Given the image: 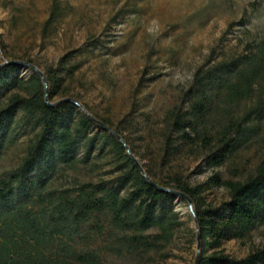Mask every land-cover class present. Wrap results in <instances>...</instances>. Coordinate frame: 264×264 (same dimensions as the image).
I'll list each match as a JSON object with an SVG mask.
<instances>
[{
	"label": "trees",
	"instance_id": "1",
	"mask_svg": "<svg viewBox=\"0 0 264 264\" xmlns=\"http://www.w3.org/2000/svg\"><path fill=\"white\" fill-rule=\"evenodd\" d=\"M75 55L67 53L57 68L44 72L50 103L63 82L60 72L73 75L75 67L68 69V63ZM20 68L25 67L0 66V160L26 138L19 163L0 171V264H100L98 251L89 245L106 233L121 256L160 252L181 225L177 197L162 189L180 191L192 201L198 264H264V247L241 259L221 250L225 242L245 241L264 227V160L241 180L214 174L195 186L177 178L158 184L142 167L150 184L117 138L123 140L120 132L71 102L48 107L41 78L33 70L22 78ZM255 93V104L236 113ZM183 97L182 107L165 117L162 159L200 149L208 169L224 166L260 134L264 41L231 58L211 50ZM107 157L115 166L109 179L80 182L70 176L79 168L96 170ZM58 178H66L67 186L55 188ZM212 188H224L228 199L205 205L203 194Z\"/></svg>",
	"mask_w": 264,
	"mask_h": 264
},
{
	"label": "rangeland",
	"instance_id": "2",
	"mask_svg": "<svg viewBox=\"0 0 264 264\" xmlns=\"http://www.w3.org/2000/svg\"><path fill=\"white\" fill-rule=\"evenodd\" d=\"M262 41L264 0H0V66L28 63L44 74L75 51L68 63L75 71L60 72L63 82L52 103L75 100L87 114L109 123L140 166L162 185L177 178L195 186L214 174L241 180L264 160V119L250 146L220 168L208 169L200 149L162 159L165 117L182 107L194 71L211 50L221 59L231 58L253 52ZM20 70L22 78L32 71ZM257 96L238 104L236 113L253 106ZM25 148L26 138L10 146L0 171L15 167ZM110 162L102 158L96 170L79 168L70 176L80 182L107 180L115 174ZM65 182L58 178L53 186H67ZM203 199L205 205L217 206L228 194L212 188ZM175 207L181 225L160 252L121 256L108 233L89 246L98 251L100 264H194V222L183 199ZM263 247L260 227L245 241L225 242L221 250L241 259Z\"/></svg>",
	"mask_w": 264,
	"mask_h": 264
},
{
	"label": "water",
	"instance_id": "3",
	"mask_svg": "<svg viewBox=\"0 0 264 264\" xmlns=\"http://www.w3.org/2000/svg\"><path fill=\"white\" fill-rule=\"evenodd\" d=\"M16 64V65H21V66H24V67H28L30 68L31 70H33L35 73L38 74V76L41 78V81H42V84L44 86V91H45V104L48 106V107H52L58 103H61V102H65V101H68V102H71L73 104H75L76 106H78L83 112L86 113L85 109L80 105L78 104L75 100H72V99H65V100H61L59 102H56V103H50L49 102V99H48V85H47V82H46V78L44 76V74L39 71L35 66L31 65V64H28V63H20V62H6L4 64ZM87 114V113H86ZM112 132V131H110ZM113 133V132H112ZM117 138H119V140L122 142V144L125 146L126 148V152L127 154L131 157V159L133 160V162L138 166L142 176L144 178H146V180L150 183V184H153L151 179H149L147 177V175L145 174V171L143 170V168L140 166V164L137 162V160L135 159V157L131 154V152L129 151L127 145H125L124 141L118 136L116 135ZM164 191H167L173 195H175L177 197L178 200L180 199H183L187 205H188V214H190V216L192 217L193 219V222H194V228H195V233H196V255H195V261H194V264H198V259H199V256H200V236H199V230H198V223H197V219L195 217V213H194V209H193V204H192V201L191 199L185 195L184 193L180 192V191H177V190H173V189H162Z\"/></svg>",
	"mask_w": 264,
	"mask_h": 264
}]
</instances>
